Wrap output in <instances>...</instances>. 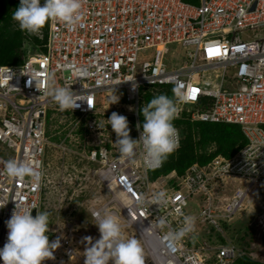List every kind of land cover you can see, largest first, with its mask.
<instances>
[{"label": "built area", "instance_id": "built-area-1", "mask_svg": "<svg viewBox=\"0 0 264 264\" xmlns=\"http://www.w3.org/2000/svg\"><path fill=\"white\" fill-rule=\"evenodd\" d=\"M79 14L71 26L50 19L46 32L34 35L45 39L43 49L26 51L25 42L20 64L0 63V248L14 210H31L34 217L45 204L47 182L92 183L107 199H90L87 214L95 223L98 212L130 224L156 264H232L244 249L224 235L218 243L199 238L196 228L198 222L211 228L229 221L247 194L264 185V0H81ZM165 85L185 98L177 119L237 124L247 143L230 157L218 154L181 175L172 170L151 179L150 171L161 164L149 167L142 146L124 157L107 119L113 111L126 116L131 138L138 139L143 94ZM68 86L78 107L61 110L48 92ZM114 96L118 102L111 103ZM56 120L63 134L52 138L48 123ZM10 159L40 171L41 178L9 177ZM229 180L243 185L231 195L217 194ZM80 194L65 218H49L46 235L50 242L60 238V246L42 264H68L86 245L83 237L90 234L76 225ZM195 195L200 210L192 216L186 207ZM186 217L194 218V229L169 239Z\"/></svg>", "mask_w": 264, "mask_h": 264}, {"label": "clouds", "instance_id": "clouds-1", "mask_svg": "<svg viewBox=\"0 0 264 264\" xmlns=\"http://www.w3.org/2000/svg\"><path fill=\"white\" fill-rule=\"evenodd\" d=\"M80 8L81 0H44L43 4L40 0H20L19 6L12 13V19L18 23L21 31L30 35H40L44 25L53 18L62 20L70 26L78 23ZM69 86L52 87L48 92L61 110L78 107L77 94ZM118 99V96H114L111 103L118 102ZM184 99L181 92L174 90L172 97L159 94L141 106L143 123L136 125L137 129L142 128L138 139L131 138L127 117L113 111L107 121L116 134L115 144L120 153L126 158H131L134 157L137 146H142L149 167L162 164L178 147L179 128L173 121L179 117V104L183 103ZM5 172L13 179L29 175L39 180L42 176L40 171L16 159L5 162ZM163 196L164 194L160 193L155 199L160 200ZM243 207L239 210L244 209ZM32 209H36V205H33ZM93 215L100 237L95 242L91 236L83 237V241L86 242L83 252L84 264H144V249L139 239L124 237L120 223L112 214L101 215L97 212ZM232 219L223 221L231 223ZM202 225L206 230L210 227ZM219 226H211L209 230L219 229ZM6 227L7 240L0 248V261L3 264H42L46 259H54L53 252L60 246V238L50 242L46 235L49 227L47 211H37L33 217L31 210L22 213L14 210L10 219L6 221ZM193 229L194 218L186 217L184 227L179 231L170 232L169 239L179 240ZM220 235L223 237V232L220 231Z\"/></svg>", "mask_w": 264, "mask_h": 264}, {"label": "trees", "instance_id": "trees-1", "mask_svg": "<svg viewBox=\"0 0 264 264\" xmlns=\"http://www.w3.org/2000/svg\"><path fill=\"white\" fill-rule=\"evenodd\" d=\"M184 1L193 4L199 3V0ZM19 2L20 0H0V63L3 64L17 65L23 61L25 41L29 40L28 42H31L33 46L40 45L42 49V44L45 42V39L39 40L34 35L24 36L18 27H11L12 13L19 6ZM43 29L46 32L47 23ZM159 94L172 97L173 88L171 85H165L156 93L145 92L142 98L144 105ZM203 102L198 105H202ZM139 121L142 125L143 116L140 114V109ZM173 124L180 130V146L167 156L159 168L150 171L151 179L167 175L172 170L181 175L194 162L205 164L218 154L230 157L247 143V138L237 124L191 122L187 119H175ZM210 146H214L211 151L208 150ZM228 224L230 223L221 220L220 228L221 226L228 227ZM244 227L250 233H248L249 236L255 233L256 228L252 223H245ZM216 235L220 241H224L220 231L216 232ZM209 239L211 238L209 237ZM232 264H263V262L245 253L237 255Z\"/></svg>", "mask_w": 264, "mask_h": 264}, {"label": "rangeland", "instance_id": "rangeland-1", "mask_svg": "<svg viewBox=\"0 0 264 264\" xmlns=\"http://www.w3.org/2000/svg\"><path fill=\"white\" fill-rule=\"evenodd\" d=\"M11 24H12L11 26L12 28L19 27L18 23L13 19H11ZM25 48L26 51H30V52L34 49L31 42H28L25 45ZM173 48H176L175 44L170 45V49ZM63 127L64 126L61 123H59L58 120L52 121L48 123V132L53 133L52 138H56L57 136L62 137L61 135L63 134V130H62ZM55 130L60 132L54 134ZM51 149L52 150L50 151L55 155V152L53 150L55 148L51 147ZM50 159L52 158L50 157ZM53 163L56 164L57 161L54 160ZM51 171L53 173H56L54 170ZM237 185L242 186L243 184L238 183L237 181L234 180H229L228 182H226L225 185H219L217 187L216 189L217 194L231 195L233 189ZM77 193L79 194L81 193L80 197H78L81 203L78 205L77 208L78 221L76 222V225L82 228L83 233L88 232L90 236L93 237V242H95L96 239H99L100 233L99 230H97V226L95 225V222L87 214L86 210H87V205H89L90 199H92L93 197L97 198L96 200L97 202L99 200L103 201L107 199V196L105 195V191L101 190V188H99L98 185L88 183L83 187H79L75 185L69 186L67 184L57 185L56 182H47L43 193L45 204L41 205L40 211H47L49 213V218L51 220H56L57 213L59 214L60 219L65 218L67 212L77 202V200L72 199L77 195ZM198 197H199L198 195H195L189 199V204L187 205L186 210L190 215L196 214L200 210L199 208L200 202ZM97 204H100V202ZM243 206L244 209L239 210L237 212L236 216L231 221L232 223L228 224V227L221 226V228L219 229L217 228L215 230L212 229L209 230L208 232V230L205 229V226L199 223L198 228H196L197 236L199 238L210 237L214 243H218L219 239L218 236L216 235V232H219L218 230H220L221 232H223L226 239L235 242L240 248L244 249L245 252L248 253L254 259H258L259 261L261 260L264 262V259H261L259 256L260 253L259 248L254 243L255 233L252 236H249L250 233L244 227L245 223L250 222L254 225L255 228L258 229L259 220H263L264 218V185L257 187L256 191L254 192H249L245 197ZM117 220L121 225L122 235L124 237H128V238L135 237L140 240L144 249V264H156L155 259L151 254V250L146 247L145 241L141 237L139 231L135 230L130 224L127 223L124 224L120 219ZM51 223L53 222L49 220V227ZM87 225H89V227L86 229L85 227ZM206 225L207 227H209V224L206 223ZM257 229L255 230V232L257 231ZM85 247H86L85 244H81L79 246L76 256H74L68 264H84L85 257L83 255V252Z\"/></svg>", "mask_w": 264, "mask_h": 264}, {"label": "water", "instance_id": "water-1", "mask_svg": "<svg viewBox=\"0 0 264 264\" xmlns=\"http://www.w3.org/2000/svg\"><path fill=\"white\" fill-rule=\"evenodd\" d=\"M254 243L259 248V256L261 259H264V218L261 222V225L254 236ZM262 251V252H261Z\"/></svg>", "mask_w": 264, "mask_h": 264}, {"label": "bare ground", "instance_id": "bare-ground-1", "mask_svg": "<svg viewBox=\"0 0 264 264\" xmlns=\"http://www.w3.org/2000/svg\"><path fill=\"white\" fill-rule=\"evenodd\" d=\"M148 246H150V245L148 244Z\"/></svg>", "mask_w": 264, "mask_h": 264}, {"label": "crops", "instance_id": "crops-1", "mask_svg": "<svg viewBox=\"0 0 264 264\" xmlns=\"http://www.w3.org/2000/svg\"><path fill=\"white\" fill-rule=\"evenodd\" d=\"M250 192H253V191H250Z\"/></svg>", "mask_w": 264, "mask_h": 264}]
</instances>
